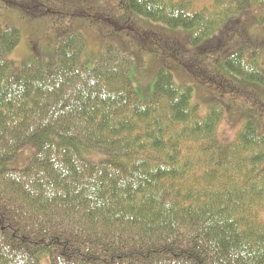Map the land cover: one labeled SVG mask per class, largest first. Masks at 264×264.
<instances>
[{
    "label": "trees",
    "instance_id": "obj_1",
    "mask_svg": "<svg viewBox=\"0 0 264 264\" xmlns=\"http://www.w3.org/2000/svg\"><path fill=\"white\" fill-rule=\"evenodd\" d=\"M34 1L4 2L57 14ZM128 8L195 31L188 39L201 53L178 55L187 79L222 84L220 68L264 94V69L245 46L259 42L246 34L253 21L264 24V0H213L198 10L195 0H129ZM77 15L135 33L142 45L161 43L127 21ZM228 19L236 22L215 35ZM19 40L18 30L0 28V163L26 145L36 152L25 168L0 171V264H39L43 255L49 264H264V128L253 111L222 137L233 102L202 104L166 64L142 102L131 60L117 48L108 45L88 69L82 35L66 33L54 68L36 59L12 69L5 57ZM86 150L107 162L90 164Z\"/></svg>",
    "mask_w": 264,
    "mask_h": 264
},
{
    "label": "rangeland",
    "instance_id": "obj_2",
    "mask_svg": "<svg viewBox=\"0 0 264 264\" xmlns=\"http://www.w3.org/2000/svg\"><path fill=\"white\" fill-rule=\"evenodd\" d=\"M4 1L0 0V28L2 30L14 28L20 33L19 43L5 57L12 69H19L36 59H43L49 69L54 68L56 66V51L59 41L66 33L78 32L82 35L84 42L81 62L85 68H93L108 45L117 48L121 54L130 58L132 64L128 77L140 101L147 102L150 99L155 73L166 64L174 71L173 75L176 78L174 80L177 84L178 82L182 84L186 81L194 85L195 96L198 100H201L202 104L210 96H222L227 102H233L235 107L232 114L226 117L220 125L219 133L222 137L231 138L234 135L239 128L240 120L238 118L242 117L240 115L242 112L253 111L264 128V94L255 92L252 89H243V85L232 80L220 68L216 70L221 75L219 79L222 84L215 83L211 86H204L187 79L188 73L180 69L178 55L182 58H187L192 56V54L201 53L200 48L197 51L194 50L195 47L191 45L188 39L195 35L194 30L170 29L162 24L154 23L135 15L128 8L129 0H35L57 12V14L49 13L45 15H36L14 6H7ZM13 1L25 3L27 0ZM212 1L195 0V9H201ZM79 12L99 16L105 20L108 18L118 25L127 21L133 24L134 28L140 31L139 33L145 31L146 34H152L151 36L158 37L161 43L154 42L155 45L152 46L142 45L134 36L135 33H129L124 30L117 31L106 21L77 15ZM258 15L259 12L254 10V19L256 21V16ZM230 22L234 23L236 20H226L215 35H223L224 31L228 30L227 26L231 27ZM248 22L249 19L247 18L245 23ZM251 24L252 26L249 30L247 29L246 35L251 38L255 37L259 42L257 45H249L247 43L245 46L246 49L254 52L258 62L264 69V24L258 25L254 21ZM232 35H237V32ZM201 49L203 51L206 50L204 46ZM208 55L215 56L216 53L213 52ZM180 84L178 85L181 86ZM229 85L233 88L232 92H226V89L231 87ZM35 152L36 147L33 145L21 147L14 158L5 163H0V171L25 168L30 163ZM83 158L94 165L107 162L108 160L106 155L89 150L83 153ZM260 218L264 220V211L260 214ZM39 264H49L45 255L39 258Z\"/></svg>",
    "mask_w": 264,
    "mask_h": 264
}]
</instances>
